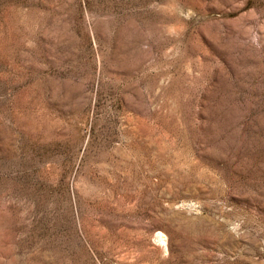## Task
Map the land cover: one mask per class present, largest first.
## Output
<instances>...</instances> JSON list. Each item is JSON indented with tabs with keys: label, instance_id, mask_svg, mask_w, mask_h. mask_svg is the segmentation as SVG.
Returning <instances> with one entry per match:
<instances>
[{
	"label": "rangeland",
	"instance_id": "374dc122",
	"mask_svg": "<svg viewBox=\"0 0 264 264\" xmlns=\"http://www.w3.org/2000/svg\"><path fill=\"white\" fill-rule=\"evenodd\" d=\"M0 264H264V0H0Z\"/></svg>",
	"mask_w": 264,
	"mask_h": 264
},
{
	"label": "bare ground",
	"instance_id": "6f19581e",
	"mask_svg": "<svg viewBox=\"0 0 264 264\" xmlns=\"http://www.w3.org/2000/svg\"><path fill=\"white\" fill-rule=\"evenodd\" d=\"M159 237L161 238L162 236H161V235H159Z\"/></svg>",
	"mask_w": 264,
	"mask_h": 264
}]
</instances>
